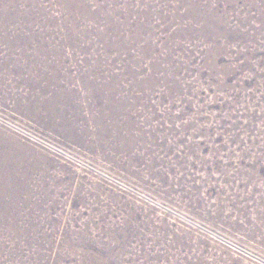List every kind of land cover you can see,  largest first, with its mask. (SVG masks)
<instances>
[{
  "label": "rangeland",
  "instance_id": "1",
  "mask_svg": "<svg viewBox=\"0 0 264 264\" xmlns=\"http://www.w3.org/2000/svg\"><path fill=\"white\" fill-rule=\"evenodd\" d=\"M0 143V264H264V0H0Z\"/></svg>",
  "mask_w": 264,
  "mask_h": 264
},
{
  "label": "bare ground",
  "instance_id": "2",
  "mask_svg": "<svg viewBox=\"0 0 264 264\" xmlns=\"http://www.w3.org/2000/svg\"><path fill=\"white\" fill-rule=\"evenodd\" d=\"M51 102H52V99H51ZM51 102L49 104V109H52L51 104L53 103ZM47 105L48 104H42L40 105V107L47 106ZM6 146H7L6 144L0 143V208L2 209L5 208L6 212H8L10 210L16 211L23 203L26 202V200L24 201L25 199L24 196L29 192V190L27 186L25 185L24 181L22 182V180L26 177V172L23 169L21 162H19L20 158L18 159V157L15 156L14 153L5 149ZM8 153L13 154L14 156L10 157Z\"/></svg>",
  "mask_w": 264,
  "mask_h": 264
}]
</instances>
